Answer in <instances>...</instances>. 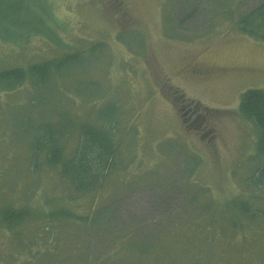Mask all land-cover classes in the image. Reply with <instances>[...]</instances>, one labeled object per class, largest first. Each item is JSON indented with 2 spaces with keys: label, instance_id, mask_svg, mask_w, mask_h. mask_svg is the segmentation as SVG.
Masks as SVG:
<instances>
[{
  "label": "rangeland",
  "instance_id": "obj_1",
  "mask_svg": "<svg viewBox=\"0 0 264 264\" xmlns=\"http://www.w3.org/2000/svg\"><path fill=\"white\" fill-rule=\"evenodd\" d=\"M29 1L0 18V70L63 65L44 87L0 90V217L31 214L0 225V264H264V157L238 114L242 93L264 91V9L240 22L264 0ZM43 126L65 156L81 129L109 131L116 152L94 192L28 162ZM60 209L86 221L61 226Z\"/></svg>",
  "mask_w": 264,
  "mask_h": 264
},
{
  "label": "trees",
  "instance_id": "obj_2",
  "mask_svg": "<svg viewBox=\"0 0 264 264\" xmlns=\"http://www.w3.org/2000/svg\"><path fill=\"white\" fill-rule=\"evenodd\" d=\"M19 1L21 4L13 3L14 0H0V18H3V16L6 18L8 12L14 15L15 11L31 9L28 3L29 0L26 2L24 0ZM254 9L241 18V26H244L253 14L255 15L264 9V3ZM256 20L261 24L264 23L263 17ZM65 58L67 62L73 61L72 57ZM61 65H63V60L59 59L58 61L53 60L32 64L25 68L15 67L0 70V87L3 88L0 90L11 92L28 80L35 88L38 86L44 87L51 73L59 72ZM238 114L254 126L258 155L264 157V91L249 89L242 93L238 104ZM42 131V135L36 136L33 142L28 145V162L34 164L35 160L42 156V162L45 165L58 168L60 176L69 185L70 191L74 195L94 192L100 186L108 171L111 170L110 164L116 152L109 131L104 126L93 129H81L77 136V145L68 156L63 153L62 142H58V131H55L50 126H43ZM262 177L263 172L258 169L257 175L248 179V183L261 184ZM237 206L240 212L239 216L246 217L249 222H254L258 218V210H252L247 203H240ZM27 212L29 211L26 209L5 210L2 213L3 217H0V225L3 223L5 227H15L25 218ZM49 215L54 217L53 212H50ZM97 215L99 214L96 213ZM77 216L71 210L60 209V225L62 226L66 220L75 219L78 221ZM91 217L89 218L91 219ZM90 219L87 218V222H94V220ZM79 221V223H82L86 219ZM192 221L196 223L195 219ZM235 225H241L238 218L234 221Z\"/></svg>",
  "mask_w": 264,
  "mask_h": 264
},
{
  "label": "flooded vegetation",
  "instance_id": "obj_3",
  "mask_svg": "<svg viewBox=\"0 0 264 264\" xmlns=\"http://www.w3.org/2000/svg\"><path fill=\"white\" fill-rule=\"evenodd\" d=\"M204 71L201 70V68H199L196 64L191 65V69L188 70V74L191 75H200L203 74ZM173 99V98H172ZM174 105L175 107L177 106L178 109H176L177 112L180 113V118L181 121H190L191 124H196L197 127L199 128V124H197V119L198 117L195 115V110H193L191 107H189L188 105L184 104L183 99L181 100L179 97H177L176 99H174ZM57 255L59 256V261H60V251L59 253H57ZM58 261V263H59Z\"/></svg>",
  "mask_w": 264,
  "mask_h": 264
}]
</instances>
